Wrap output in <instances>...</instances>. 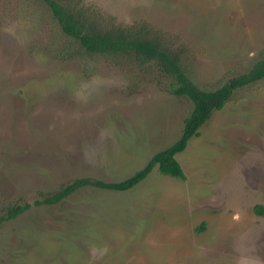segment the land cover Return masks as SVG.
<instances>
[{
    "label": "rangeland",
    "instance_id": "obj_1",
    "mask_svg": "<svg viewBox=\"0 0 264 264\" xmlns=\"http://www.w3.org/2000/svg\"><path fill=\"white\" fill-rule=\"evenodd\" d=\"M100 25L142 24L214 89L264 59V0H57ZM171 75L132 53H87L39 0H0V264H264V78L234 90L174 155L184 179L153 167L191 108ZM201 229H197L201 226Z\"/></svg>",
    "mask_w": 264,
    "mask_h": 264
},
{
    "label": "trees",
    "instance_id": "obj_2",
    "mask_svg": "<svg viewBox=\"0 0 264 264\" xmlns=\"http://www.w3.org/2000/svg\"><path fill=\"white\" fill-rule=\"evenodd\" d=\"M50 12L59 29L75 40L87 53H132L145 59H153L165 74L174 79L171 93L185 96L191 102L188 114L182 120V128L175 141L153 153L145 164L131 175L114 181H105L90 177L73 179L57 189L43 194L34 201L35 205H53L82 187H93L110 191H125L143 180L153 167L162 175L184 179L182 169L174 155L181 152L192 136L198 135V128L210 114L222 108L232 92L264 78V59L254 62L246 71L228 78L214 89L198 88L183 72L178 63V54L170 51L155 36H152L142 24L122 26L119 24L100 25L82 11L77 4L58 2L57 0H39ZM30 204H13L0 216V223L14 219ZM257 215L264 214V207L253 206ZM203 226L197 228L201 229Z\"/></svg>",
    "mask_w": 264,
    "mask_h": 264
}]
</instances>
